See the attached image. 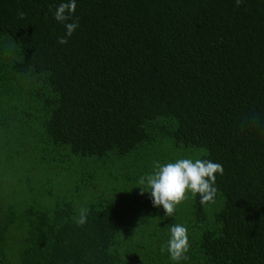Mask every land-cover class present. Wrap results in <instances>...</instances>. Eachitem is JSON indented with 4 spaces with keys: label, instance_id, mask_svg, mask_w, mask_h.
<instances>
[{
    "label": "trees",
    "instance_id": "1",
    "mask_svg": "<svg viewBox=\"0 0 264 264\" xmlns=\"http://www.w3.org/2000/svg\"><path fill=\"white\" fill-rule=\"evenodd\" d=\"M59 3L0 0V264H264V0H76L65 45ZM180 158L223 173L165 217Z\"/></svg>",
    "mask_w": 264,
    "mask_h": 264
},
{
    "label": "clouds",
    "instance_id": "2",
    "mask_svg": "<svg viewBox=\"0 0 264 264\" xmlns=\"http://www.w3.org/2000/svg\"><path fill=\"white\" fill-rule=\"evenodd\" d=\"M75 9L76 0H61L53 13V19L63 24L65 29L64 36L57 40L60 45H65L67 37H71L79 27L78 20L73 17ZM222 173V166L208 159L180 158L174 162L157 163L152 174L141 177L139 183L146 184L147 189L140 187V195L147 192L153 207L162 209L165 217H173L176 206L187 198L188 193L193 197L198 194L202 205L212 202L216 194V174ZM87 214V209L81 208L78 216L73 218L74 223L83 226L87 222ZM166 227L169 238L166 248L161 245V252L167 251L172 264L187 261L189 257L186 253L190 243L186 227L179 223L168 224Z\"/></svg>",
    "mask_w": 264,
    "mask_h": 264
}]
</instances>
